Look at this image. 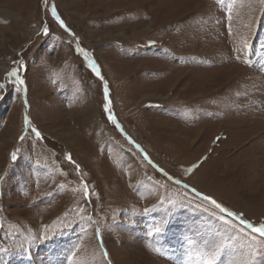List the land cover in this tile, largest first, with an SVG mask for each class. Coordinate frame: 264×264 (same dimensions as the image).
<instances>
[{
	"label": "rangeland",
	"instance_id": "rangeland-1",
	"mask_svg": "<svg viewBox=\"0 0 264 264\" xmlns=\"http://www.w3.org/2000/svg\"><path fill=\"white\" fill-rule=\"evenodd\" d=\"M0 84V264H264V0H0Z\"/></svg>",
	"mask_w": 264,
	"mask_h": 264
},
{
	"label": "snow or ice",
	"instance_id": "snow-or-ice-1",
	"mask_svg": "<svg viewBox=\"0 0 264 264\" xmlns=\"http://www.w3.org/2000/svg\"><path fill=\"white\" fill-rule=\"evenodd\" d=\"M52 12H53V15L55 16L56 15L55 7L52 8ZM56 19L60 23L61 27H66L64 25L63 20H60L59 16H56ZM44 33L45 34L48 33L47 27L44 28ZM244 46H245V48L248 47L247 42L244 43ZM77 50L80 51V52H82L84 54L85 59L88 60L89 67H91L92 70L96 73V75L99 76L100 73H99L98 66L96 65L95 61L90 58V54L88 52H86L84 49L80 48L79 45H77ZM245 63H247V61H245ZM18 71H19L18 69L13 68L8 73V76L15 78L14 81H13V83L19 86L18 89H17L18 91H20V90L26 91V88L23 87L25 85V81H24V79H22L18 75ZM3 88H4V85L3 84H0V89H3ZM105 94L107 95V90H106ZM105 110L108 111V105H105ZM109 119L112 120L113 123H116L115 118L111 115L110 112H109ZM25 124L26 125H29V127H31V131L33 133H35L36 137L42 138L41 133L39 132V130H37L34 126H31L29 120L26 119L25 120ZM20 139L21 140H24V136H21ZM217 139H219V137H217ZM17 152H18V149L17 150H14L11 153V160L12 161H16L18 159ZM67 159L70 162L75 163L74 161H72V158H71V155L70 154L67 156ZM76 167H77V170H78L79 169V165H77ZM0 180H3V177H0ZM193 191H195V189H193ZM83 194H84L85 197H87L89 195V191H88L87 184H83ZM203 198L205 200L209 201L211 204H213L216 208L220 209L221 212H228V210L226 208H224L221 204H219L211 196H204ZM144 211L147 212V211H149V209L146 208V209H144ZM228 215L229 216H232V215H235V214L234 213H231V212H228ZM89 219H91V217H89ZM220 219L221 220H224L225 223H227V224H231V221L226 220L225 217H223V216H221ZM241 223L244 224V225H246L248 228H250L253 233L258 234V236H260V237H264V223H261L259 225H253L250 222H248L247 220H241ZM161 231H162V228L159 227V226L155 227V229H154V232L155 233H160ZM241 231H243V229H241ZM97 233H99V229H97ZM42 238H46V237H42ZM32 239L34 241L36 238L33 237ZM252 239L255 240L256 237L253 236ZM221 247H222V245L221 246H217V248L214 251L210 252L207 255V257L204 259L203 264H214V261L217 258V255H218Z\"/></svg>",
	"mask_w": 264,
	"mask_h": 264
},
{
	"label": "bare ground",
	"instance_id": "bare-ground-1",
	"mask_svg": "<svg viewBox=\"0 0 264 264\" xmlns=\"http://www.w3.org/2000/svg\"><path fill=\"white\" fill-rule=\"evenodd\" d=\"M126 3L125 4H127V1H125ZM132 4H134V2L132 3ZM189 4V3H188ZM135 5V4H134ZM173 14V13H172Z\"/></svg>",
	"mask_w": 264,
	"mask_h": 264
}]
</instances>
